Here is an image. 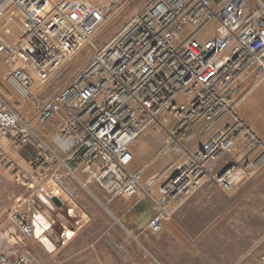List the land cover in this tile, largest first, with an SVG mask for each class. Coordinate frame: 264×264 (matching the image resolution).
<instances>
[{
	"label": "built area",
	"instance_id": "2783aa9c",
	"mask_svg": "<svg viewBox=\"0 0 264 264\" xmlns=\"http://www.w3.org/2000/svg\"><path fill=\"white\" fill-rule=\"evenodd\" d=\"M132 1L0 0L6 82L35 103L26 118L0 91V136L33 150L29 176L18 179L31 195L73 203L64 179L79 180L77 171L110 201L143 187L154 203L145 230L157 235L174 204L207 184L228 192L264 165V138L236 112L240 95L264 81V0H149L97 45L99 31ZM80 54L85 64L41 97ZM54 120L48 135L33 125ZM148 131L165 136L156 154L165 169L142 186L143 171L129 166L132 146ZM76 209L68 207V215ZM12 221L1 242L23 248L35 235L33 221L18 209ZM72 237L65 231L62 243Z\"/></svg>",
	"mask_w": 264,
	"mask_h": 264
},
{
	"label": "rangeland",
	"instance_id": "374dc122",
	"mask_svg": "<svg viewBox=\"0 0 264 264\" xmlns=\"http://www.w3.org/2000/svg\"><path fill=\"white\" fill-rule=\"evenodd\" d=\"M148 1L134 0L124 5L116 17L99 31L96 44L104 45L115 37L130 16ZM207 35L212 36L213 30ZM85 61L86 57L80 54L70 62L52 81L49 93L66 82ZM254 88L250 87L248 93L240 95L236 112L241 118L246 97ZM247 112L253 115L251 108ZM239 150L228 154L220 167L233 162ZM68 178L84 190L89 204H82L76 191L73 203L59 201L60 204L54 203V206L46 193H36L29 196L32 198L26 203L24 211L15 209L30 217L28 206L51 213L56 222L53 230L58 231L60 224L63 232L70 230L66 225L74 226V231L70 230L73 232L72 239L62 243V239L58 240L53 234L54 237L48 236L47 241L45 234L37 231V235L25 241V247L17 248L1 242L0 238V264H262L264 165L253 177L228 192L216 184H207L188 199L174 204L172 219L164 223L162 232L157 235L150 234L145 226L139 229L154 214L153 199L143 187L132 198L119 197L110 201L96 183L85 184L83 181L82 185L79 180ZM90 184L98 190L89 191ZM141 185L144 186V182ZM17 186L22 193L28 191L19 182ZM153 191H156L155 188ZM75 203L83 212L76 209L75 216L70 217L68 204L74 207ZM113 205L118 207L119 215ZM15 209L10 210L7 223L0 225V235L13 226L12 212Z\"/></svg>",
	"mask_w": 264,
	"mask_h": 264
},
{
	"label": "crops",
	"instance_id": "0c3cea01",
	"mask_svg": "<svg viewBox=\"0 0 264 264\" xmlns=\"http://www.w3.org/2000/svg\"><path fill=\"white\" fill-rule=\"evenodd\" d=\"M13 29L15 37V25ZM7 73L8 68L3 61V58L0 56V91L8 98L11 105L20 115L26 118L31 117L35 103L32 100L21 99L10 89L6 82ZM48 93L49 91L46 89L41 97H44ZM246 98L245 105L242 107V119L244 118L246 120L243 119L259 137L264 138V83H260V85L252 89ZM250 108L253 110V115L247 112ZM52 122L53 123H50L48 126H40L36 123H33V125L36 131L46 134L47 132H51L52 127H55L58 123L56 120ZM164 138L165 136L162 132L148 131L144 133V135L135 142L131 148L133 161L131 162L129 169L133 172L142 170V182L144 183L146 180L159 173L164 167V161L160 158H156V154L163 145ZM32 156L33 150L30 147L16 145L7 137L0 136V225L2 226L7 223L10 210L21 208L22 211H24L23 209L25 208L26 203L32 198L29 197L31 195L29 191L24 190L22 193V190L17 186L19 178H27L29 176ZM76 177L82 182L86 181V176L80 173V171H77ZM64 181L65 184L78 193V198H80L79 200L82 204H89L88 202L90 201L85 195L83 189L78 188L70 178H65ZM88 189L89 191H93L92 189L98 190L94 184H90ZM50 203L54 206L55 202L51 200ZM78 203L80 204V202ZM71 206L72 205H69V207ZM88 206L89 205H86V207ZM75 207L83 212V209L79 208L77 203H75ZM112 207L117 210L119 215L120 211L118 210V207L116 205H113ZM27 208L35 227V235H37V231H41L45 234L47 241L53 236V234H55L54 236L57 237L58 240H61L64 233L63 229L60 227V224L58 231L53 230V226L56 222L51 213H48L47 211H38L34 206H28ZM66 226L70 230L74 231L75 229L71 224Z\"/></svg>",
	"mask_w": 264,
	"mask_h": 264
},
{
	"label": "water",
	"instance_id": "95a60500",
	"mask_svg": "<svg viewBox=\"0 0 264 264\" xmlns=\"http://www.w3.org/2000/svg\"><path fill=\"white\" fill-rule=\"evenodd\" d=\"M52 200L55 202V203H57V205H59L60 203H59V200L57 199V198H52ZM150 219H151V217L148 219V221L146 222V224H144V225H141L140 227H139V229H142L144 226V228H146L147 226H148V224H149V222H150ZM142 227V228H141Z\"/></svg>",
	"mask_w": 264,
	"mask_h": 264
},
{
	"label": "bare ground",
	"instance_id": "6f19581e",
	"mask_svg": "<svg viewBox=\"0 0 264 264\" xmlns=\"http://www.w3.org/2000/svg\"><path fill=\"white\" fill-rule=\"evenodd\" d=\"M60 1V0H59ZM69 235H72V233H69Z\"/></svg>",
	"mask_w": 264,
	"mask_h": 264
}]
</instances>
